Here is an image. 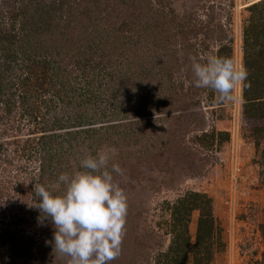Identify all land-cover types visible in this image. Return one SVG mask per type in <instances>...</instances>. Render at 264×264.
I'll use <instances>...</instances> for the list:
<instances>
[{
	"label": "rangeland",
	"instance_id": "obj_1",
	"mask_svg": "<svg viewBox=\"0 0 264 264\" xmlns=\"http://www.w3.org/2000/svg\"><path fill=\"white\" fill-rule=\"evenodd\" d=\"M254 1L0 0V264H67L28 202L35 183L63 191L59 175L102 149L116 151L128 203L111 264H168L174 228L185 236L172 207L188 192L209 201L207 264H264V118L243 115L242 84L224 100L194 87L190 61L221 42L243 67ZM211 131L228 137L206 148Z\"/></svg>",
	"mask_w": 264,
	"mask_h": 264
},
{
	"label": "clouds",
	"instance_id": "obj_2",
	"mask_svg": "<svg viewBox=\"0 0 264 264\" xmlns=\"http://www.w3.org/2000/svg\"><path fill=\"white\" fill-rule=\"evenodd\" d=\"M193 86L211 89L221 100L247 78V70L231 59L208 55L190 57ZM115 149L86 155L80 168L61 173L63 191L57 193L35 183L29 207L38 209L54 226L53 251L67 257V264H111L121 253L128 211L127 196L113 173L123 175L117 163L109 162Z\"/></svg>",
	"mask_w": 264,
	"mask_h": 264
},
{
	"label": "trees",
	"instance_id": "obj_3",
	"mask_svg": "<svg viewBox=\"0 0 264 264\" xmlns=\"http://www.w3.org/2000/svg\"><path fill=\"white\" fill-rule=\"evenodd\" d=\"M248 10L261 15L259 22L252 21L249 28L243 31V68L247 70V78L242 83V96L244 100L243 115L246 117L264 118V0H256L249 4ZM257 13V12H256ZM44 19V18H43ZM45 20V19H44ZM44 22V21H43ZM250 35V37H248ZM221 40V38H219ZM231 59V47L227 44L219 43L217 56ZM255 132H264V127H255ZM222 132L201 134L198 141L206 148L212 147L214 141L222 142L228 136H223ZM217 136V137H216ZM264 154V150H263ZM209 201L203 194L188 192L183 198L172 207L175 226L182 229L185 236L182 238L174 228L176 238L170 246V251L163 254L168 264H187V254L193 252V264H207L211 251V240L213 233V220L207 205ZM193 210L199 211L197 219L195 242L191 244L187 234V223ZM261 231L264 234V226ZM178 241V242H177ZM196 246V247H195ZM199 246V248H198ZM197 248V252L194 249Z\"/></svg>",
	"mask_w": 264,
	"mask_h": 264
}]
</instances>
